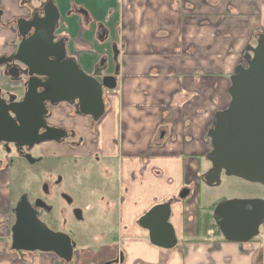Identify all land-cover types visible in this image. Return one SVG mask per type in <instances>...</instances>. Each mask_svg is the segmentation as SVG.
<instances>
[{
    "label": "crops",
    "instance_id": "1",
    "mask_svg": "<svg viewBox=\"0 0 264 264\" xmlns=\"http://www.w3.org/2000/svg\"><path fill=\"white\" fill-rule=\"evenodd\" d=\"M38 1L0 0V57L12 53L20 40L17 20H27ZM54 3L59 13L54 37L65 39L68 58L88 75L104 61L100 76L116 80L115 89L103 93L105 112L95 132L89 116L75 106H50L53 123L83 141L80 156L97 158L117 179L114 242L97 252L76 248L71 264H106L118 253L119 264H264L263 225L246 244L206 240L197 228L201 176L211 168L208 132L215 113L229 104L230 76L244 64L245 47L264 33V0ZM3 69L0 86L10 88L1 78ZM4 173L2 166L0 177ZM183 189L189 194L181 199ZM169 201L177 244L164 249L150 242L138 221ZM13 224L0 179V264H66L51 253L11 251L4 238Z\"/></svg>",
    "mask_w": 264,
    "mask_h": 264
},
{
    "label": "water",
    "instance_id": "2",
    "mask_svg": "<svg viewBox=\"0 0 264 264\" xmlns=\"http://www.w3.org/2000/svg\"><path fill=\"white\" fill-rule=\"evenodd\" d=\"M58 19L54 0H47L42 18L17 21L20 43L14 55L0 58V65L17 61L26 68L24 74L29 79L20 102L7 103L1 98L0 88V143L31 149L67 137L64 129L45 124L42 117L47 115L46 104L54 107L66 102L75 106L78 114L94 120L105 112L103 93L115 89V77L88 75L65 57L64 42H55L54 37ZM31 29L33 34L27 37ZM243 62L246 66L237 65L230 76L228 106L215 113L208 132L212 149L207 159L211 168L201 176V181L209 188L219 187L223 175L264 187V33L257 35L254 46L245 47ZM17 74V71L15 75L9 73L14 77ZM40 77L46 79L44 83ZM39 88L43 89L42 93L38 92ZM40 129L45 131L39 134ZM25 158L34 162L29 156ZM188 194L189 190L183 189L179 198ZM62 198L72 202L66 194ZM38 208L50 209L39 199L33 205L26 195L19 199L10 229L11 251L51 253L71 264L75 243L65 233L55 232L41 221ZM170 209V201L156 205L138 221L140 227L148 230L150 242L164 249H173L177 244L169 224ZM75 211L78 212L75 218L82 220L81 211ZM212 217L227 242L249 243L259 236L264 223V199L220 201Z\"/></svg>",
    "mask_w": 264,
    "mask_h": 264
},
{
    "label": "rangeland",
    "instance_id": "3",
    "mask_svg": "<svg viewBox=\"0 0 264 264\" xmlns=\"http://www.w3.org/2000/svg\"><path fill=\"white\" fill-rule=\"evenodd\" d=\"M81 154L82 150L70 149L67 143L57 145L50 141L44 142L43 146L31 153V159L36 160L35 163H30L17 154H8L2 164L5 173L0 179L5 187V198L10 210H14L23 195L32 204L36 199L42 200L52 207V212L46 214L40 211L41 221L49 228L62 230L72 237L79 251L89 248L90 252H97L100 250L98 246L113 243L117 233V209L113 204L117 195V179L111 168L104 171V165H100L94 157L87 159L81 157ZM207 165L203 161L202 168L206 169ZM58 178L59 188L55 187ZM45 185L50 197L43 193ZM209 191H212V198L208 197ZM57 192L68 195L73 200L72 206L68 207L60 197L51 198ZM251 198L264 199V187L224 175L219 187L209 188L203 184L198 193L203 211L207 210L210 201L219 203L223 200ZM73 208L81 211L82 221L74 219L71 212ZM260 228L263 229L262 226ZM4 241L9 244L10 234L5 236ZM107 250L108 246L103 249ZM23 253L19 255L40 254Z\"/></svg>",
    "mask_w": 264,
    "mask_h": 264
},
{
    "label": "flooded vegetation",
    "instance_id": "4",
    "mask_svg": "<svg viewBox=\"0 0 264 264\" xmlns=\"http://www.w3.org/2000/svg\"><path fill=\"white\" fill-rule=\"evenodd\" d=\"M46 2H47V0H42L41 2H39L38 3L39 5H37L35 7L34 11L31 13V15L27 19V21H29V22H32L33 20L37 21L38 19L42 18L43 17V8H44V5H45ZM32 34H33V29H31V31L29 32L27 37L31 36ZM20 40H21V37H20ZM20 40H19L18 44L14 47L12 53H10L9 55L3 56V57L8 58V57H11L12 55H14L16 50H17V47H18V45L20 43ZM58 41L64 42L65 53H66V42H65V39H62V38L61 39H57V38H55V42H58ZM65 57L67 59H69L68 56H67V53H66ZM103 66H104V61H101V63H99L95 67V73L93 74V76L97 75V77H99L100 76V72H101V68ZM0 67L4 68L1 78L5 79L10 84H12V86L10 88H4V87L0 86L1 91H2L1 98L3 100H5L7 103H9V102H20L23 99V96H24V94L26 92L27 82H28V79H29L28 76L26 74H24V71L26 70V68L22 64L18 63L17 61H12V62H10L8 64L0 65ZM16 71L18 72L17 76L14 77V76H10L9 75V73H12V74L15 75ZM39 79H40L41 83H44L45 80H46L44 77H40ZM38 92L42 93L43 89L39 88ZM46 108H47V115H44L42 117L44 122H45V124L48 125V126H54V127L62 128V129H64L67 132V137L61 139V141H59V142H53V143H57V145H59V144L60 145H66V143H67L68 148H70V149H73V150L80 149L82 147V145H83V141L81 140V138H76L75 132L72 129H69V128L65 127V126H60V125L54 124L52 122L53 115H51V113H50V106L48 104H46ZM88 122L91 125V130L90 131L95 132V126L97 124L96 120H94L92 117H89V121ZM44 131H45L44 129H40L39 130V134L43 133ZM75 139H76V141H75ZM43 144L44 143H41L39 145H34L31 149H28L26 146H23L22 148L17 149L15 144H12V143H0V167H2V164L5 162L4 160H5L6 156L8 154H10V153L17 154L20 157L24 158V160L29 161L28 159L25 158V156H29L31 158V156H32L31 153L34 152V150L36 148H39L41 145L43 146ZM41 155L42 154L40 153L39 156L41 157ZM95 161H97V158L95 159ZM35 162H36V160H34L33 163H35ZM59 182L60 181H59V178H58V180H56L55 187L59 188V186H60ZM45 188H46V191L45 192L43 191V193L46 196L50 197V195H48V193H47L48 192L47 186ZM63 194H64L63 192H57L55 194V196H53L51 194L52 195L51 198H53V197L59 198L60 197L63 200V198H62ZM63 201L66 203V205L68 207L72 206L73 200H72L71 203H67L65 200H63ZM34 202H33V204H34ZM48 207H50V206H48ZM75 210H79V209L73 208L71 210L74 219L76 221H79V222L82 221V220H77L75 218V213L76 214L78 213ZM40 211H43L46 214H49V213L52 212V207H50L49 210H46V209H43V208H38L37 212H38L39 219H40V215H39ZM79 213H81V212H79ZM50 229L55 231V232H63L62 230H54L52 228H50ZM63 233H65V232H63ZM71 240H72V243H75V241L73 240L72 237H71ZM10 245H11V240L9 241V244H8L9 249H10ZM75 250H76V244H75V247H74V255H75ZM13 252H15V251H13ZM119 260H122V255L120 253L116 254L113 258L109 259L107 261V263L108 264H119Z\"/></svg>",
    "mask_w": 264,
    "mask_h": 264
},
{
    "label": "trees",
    "instance_id": "5",
    "mask_svg": "<svg viewBox=\"0 0 264 264\" xmlns=\"http://www.w3.org/2000/svg\"><path fill=\"white\" fill-rule=\"evenodd\" d=\"M257 37V35H255ZM255 37V39H256ZM244 54V51L242 53V56ZM201 185H203L202 181L200 182ZM205 186V185H204ZM218 202L213 203L212 205L207 207V210L203 211V209L200 207L198 212V222H197V228H198V235L201 238L204 239H210V238H220L221 241H226L218 227L215 225L212 217L213 209L217 205ZM264 227V223H263Z\"/></svg>",
    "mask_w": 264,
    "mask_h": 264
}]
</instances>
